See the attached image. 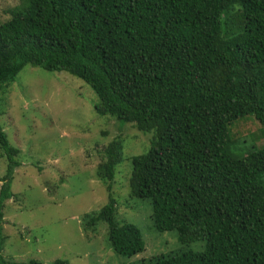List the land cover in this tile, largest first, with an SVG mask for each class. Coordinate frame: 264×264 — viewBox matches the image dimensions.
Masks as SVG:
<instances>
[{"label":"trees","instance_id":"obj_1","mask_svg":"<svg viewBox=\"0 0 264 264\" xmlns=\"http://www.w3.org/2000/svg\"><path fill=\"white\" fill-rule=\"evenodd\" d=\"M28 65L71 74L98 96V115L155 132L132 157L129 193L115 190L125 137L95 147L108 202L85 232L104 223L116 255L143 253L141 230L119 219L123 200H139L151 229L181 245L140 264H264V146L242 153L233 132L252 117L264 138V0H21L0 23V94ZM0 149V264H43L1 254L22 166L1 125Z\"/></svg>","mask_w":264,"mask_h":264},{"label":"rangeland","instance_id":"obj_2","mask_svg":"<svg viewBox=\"0 0 264 264\" xmlns=\"http://www.w3.org/2000/svg\"><path fill=\"white\" fill-rule=\"evenodd\" d=\"M20 3L21 0H0V23L7 21L10 11ZM98 102L91 87L71 74L30 65L0 94V125L11 145L20 150L18 159L22 164L12 186L16 196L5 202L2 233L7 239L1 254L6 262L140 264L143 258L171 253L181 246L175 231L158 233L151 229V222L146 219L151 207L139 200H123L119 219L122 224H133L141 230L146 243L143 253L132 258L116 255L104 223L95 231L85 232L87 217L98 213L108 202L106 184L95 178L100 161L95 147L101 151L114 137H125L123 162L116 168L115 190L129 193L126 183L132 157L147 153L148 139L155 134H145L132 124L98 115ZM245 120L233 128L241 137L242 153L264 146L261 125L252 117ZM102 132L110 136L104 138ZM134 135L137 139L130 140ZM7 169L5 153L0 149V179ZM191 247L203 250L201 244Z\"/></svg>","mask_w":264,"mask_h":264}]
</instances>
